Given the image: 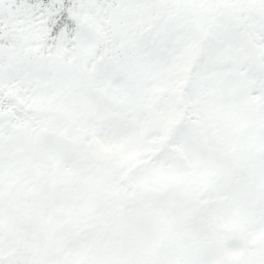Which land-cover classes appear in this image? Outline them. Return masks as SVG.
<instances>
[{
    "label": "snow or ice",
    "instance_id": "obj_1",
    "mask_svg": "<svg viewBox=\"0 0 264 264\" xmlns=\"http://www.w3.org/2000/svg\"><path fill=\"white\" fill-rule=\"evenodd\" d=\"M0 264H264V0H0Z\"/></svg>",
    "mask_w": 264,
    "mask_h": 264
}]
</instances>
